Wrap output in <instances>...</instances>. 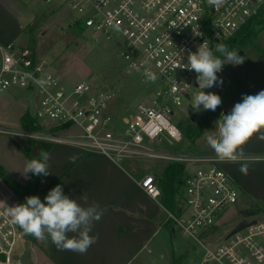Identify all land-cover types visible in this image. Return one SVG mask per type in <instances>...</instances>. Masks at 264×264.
<instances>
[{
	"label": "built area",
	"instance_id": "1",
	"mask_svg": "<svg viewBox=\"0 0 264 264\" xmlns=\"http://www.w3.org/2000/svg\"><path fill=\"white\" fill-rule=\"evenodd\" d=\"M48 3L57 0H45ZM78 15L77 26L100 33L107 41L123 40L121 58L130 74L145 84H157L150 99L141 102L134 115L115 118L108 114L113 96L82 82L71 92L61 86V78L50 65L28 49L14 44L1 47L0 95L22 91L27 95L28 113L36 128L0 134L35 142L78 146L88 154L101 155L113 163L126 159L158 158L172 163L199 162L178 186V212H168V220L183 236L192 239L203 252L202 264H264V223L257 220L228 240L211 243L209 234L239 202V192L225 163L215 155L190 157L152 147L163 139L179 142L182 133L174 123L176 109L198 88L196 73L188 70L187 56L204 42L210 48L236 38L258 18H264V0H224L220 6L208 0H65ZM195 33H201L196 35ZM218 52L214 54L217 55ZM154 73L151 81L146 73ZM226 85L230 81L225 80ZM199 90V89H198ZM222 86L205 89L223 100ZM245 161L264 157L244 155ZM0 200L12 206V190L3 182ZM0 182V183H1ZM142 192L157 201L162 196L156 177L146 174L136 181ZM26 238L0 207V264H21L16 248Z\"/></svg>",
	"mask_w": 264,
	"mask_h": 264
},
{
	"label": "rangeland",
	"instance_id": "2",
	"mask_svg": "<svg viewBox=\"0 0 264 264\" xmlns=\"http://www.w3.org/2000/svg\"><path fill=\"white\" fill-rule=\"evenodd\" d=\"M10 9L16 12L17 16L15 21L12 19L10 22L7 21L6 26L14 29V23H16L18 27H23L22 34L14 42L16 48L28 49L45 60L50 65L52 72L61 78L60 86L67 93L82 82L91 87L89 94H94L97 87L101 86V90L113 96L108 114L123 119L134 115L136 107L141 102L150 99L153 91L157 88V84H145L139 75L128 72L126 64L120 56L123 49L122 39L114 38L107 41L100 33L77 26L74 20L78 18V15L70 11L65 0L51 3L45 0H24L20 6L16 5V8L10 7ZM232 51L243 57L244 62L238 66L225 64L222 71L217 73L218 77L223 80L224 89L226 88L221 105L212 115H207L204 110L194 111L193 98L199 90L192 88L189 93L190 99L183 100V105L176 109L174 119V123L182 133V139L179 142H174L172 139L166 138L162 143H154L152 147L168 153L180 152L192 158L214 153L206 141V136L215 129L214 121L220 118L221 113L230 111L243 95L264 90V26H256L245 44L235 45ZM216 56L224 59L219 52ZM226 79L230 81L229 85H226ZM19 101L4 102L0 100V127L11 130L20 129L17 117L18 112L23 110V106L18 104ZM190 125L201 132L200 136H185L184 130ZM25 140L28 139L0 134V163L20 180L28 160L21 149L25 145ZM28 141L27 144L31 149L40 146V152H46L47 149L43 146L50 144ZM57 151H62L60 156L64 157L73 152L70 148H61ZM54 153L50 160L53 170ZM135 163L140 173H144V175L162 176L166 160L146 157L135 160ZM185 165L191 173L202 166L199 162H187ZM23 179L26 178L23 177ZM233 184L239 192V200L243 201L241 200L227 214H223L214 231L207 237L211 243L222 242L243 219L251 220L252 218H248L247 212H254V219L264 223V202L244 194L234 180ZM0 185L2 186V182ZM11 196L15 204L20 203L13 191ZM166 235H168V239ZM46 240L47 238L38 239L37 245L26 239L29 241L34 264H52L50 245ZM39 246H42L44 251L40 250ZM150 249L152 255L141 254L132 264H170L173 255L175 257L184 255L178 264H201L203 261V252H198L200 247L192 239L182 236L179 232L169 234V231L163 230L155 238ZM24 252L25 245L20 243L15 253L22 255ZM70 252L72 253L67 254V250H57L55 258H58L61 264L96 263L82 255H75L77 253L73 251ZM210 264L216 263L211 262Z\"/></svg>",
	"mask_w": 264,
	"mask_h": 264
},
{
	"label": "crops",
	"instance_id": "3",
	"mask_svg": "<svg viewBox=\"0 0 264 264\" xmlns=\"http://www.w3.org/2000/svg\"><path fill=\"white\" fill-rule=\"evenodd\" d=\"M22 1L24 0H0V60L1 47L14 44L22 34L23 30L21 29L23 27H18L16 23H14V29L6 26L7 21L10 22L11 19L15 21L17 16L16 12L12 11L10 7L16 8V5L20 6ZM19 49L25 48L20 47ZM33 54L37 59L43 60L37 53L33 52ZM0 100L4 102L8 100L17 102V100H20L18 104L23 106V110L18 112L17 109L20 128H25L21 122L23 115L28 114L32 120L28 113V101L25 92L13 90L0 95ZM261 134H264V130L255 134L248 141L243 148L244 154L264 157V140L258 138ZM28 142V140H25V145L21 149L28 148ZM35 148L32 147V154ZM61 148H70L73 152L69 156H60L62 151L57 150H61ZM53 152H55L54 170L50 165ZM48 154L50 157L48 160L49 171L51 173L47 177L57 181L69 197L75 198L83 204L81 200L83 194L87 197L88 204L97 203L105 210L102 218L94 223L90 233L98 237L96 243L85 254L75 252L77 253L75 255H82L88 258L89 261H96L95 264H132L141 254L152 255L150 246L163 230L169 231V234L178 232L173 223L168 220V212L176 213L179 211L178 186L181 180L190 173L187 168H185L184 174L178 178L173 204L171 208H167L164 205L166 195L162 189L166 168L172 162L166 161L162 176L153 174L162 192V196L157 202L147 197L138 186L136 181L141 179L144 173H140L134 159L113 163L101 155L88 154L78 146L63 143L53 144ZM211 155H215V153ZM243 163L247 165L245 172L240 170L241 163H225L222 168L238 184L244 194L264 202V159ZM0 166L4 168L8 176L19 184L23 186L28 184L29 178L23 179L24 176H21L22 179L20 180L13 176L5 165L0 163ZM46 183L47 180L44 179L41 182V188L46 186ZM166 236L168 239V235ZM57 250L50 239L52 264H61V261L55 258ZM71 253L67 251V254ZM183 256L175 257L173 255L170 264H178ZM160 257L163 258V256Z\"/></svg>",
	"mask_w": 264,
	"mask_h": 264
},
{
	"label": "clouds",
	"instance_id": "4",
	"mask_svg": "<svg viewBox=\"0 0 264 264\" xmlns=\"http://www.w3.org/2000/svg\"><path fill=\"white\" fill-rule=\"evenodd\" d=\"M223 2L224 0H208L210 5L215 6H220ZM215 52H219L224 59L216 56ZM243 62V57L229 50L224 44L210 48L204 42L195 52H189L186 68L196 73L195 82L199 86V91L193 98L194 111H215L222 103L221 97L204 90L223 85V80L217 73L222 71L225 64L238 66ZM146 75L153 82L157 79L154 73L148 72ZM214 124L215 129L209 132L206 141L216 158L226 162H243L244 146L255 134L264 130V90L243 95L230 111L221 113ZM258 138L264 140V134ZM38 157L42 159L34 158L26 162L21 175L28 178V174L32 173L46 177L51 173L49 154L40 152ZM246 168L247 165L241 163L240 170L245 172ZM81 200L83 204L66 195L63 187L57 184L48 191L43 201L39 196L32 195L26 197L25 202L12 206L0 200V207L6 209L11 223L17 225L24 234L37 239L50 237L58 250L85 254L98 239L90 233L94 223L102 218L105 210L97 203L88 204L87 197L83 194Z\"/></svg>",
	"mask_w": 264,
	"mask_h": 264
},
{
	"label": "trees",
	"instance_id": "5",
	"mask_svg": "<svg viewBox=\"0 0 264 264\" xmlns=\"http://www.w3.org/2000/svg\"><path fill=\"white\" fill-rule=\"evenodd\" d=\"M264 26V18H258L256 21L253 22V24L245 29L241 34H239L236 38H234L231 41H228L225 43V45L228 47L229 50H232L235 45H241L245 44L247 41V38L250 37V35L254 32V29L256 26ZM207 115H212L214 111L210 110H204ZM207 121V120H206ZM22 125L25 128H36L35 123L33 120H31L28 116V114L23 115L21 119ZM185 136H200L201 132L196 130V127L194 126H188L184 130ZM47 149V153L50 151L52 148V144H47L44 145ZM23 153L27 156L28 160L34 159L31 148L28 147L24 150H22ZM35 159H42V157H37ZM185 164L181 163H170L169 166L166 168L165 171V177H164V187H163V192L166 195V200L164 201V205L167 208H171L175 194H176V183L178 178L181 177L184 172H185ZM0 179L15 193L17 196V199L20 203L25 202V198L28 196L36 195L39 196L40 199L43 201L44 197L47 195L48 191L55 187L57 184H59L57 181H54L53 179H50L49 177H44V176H36L33 175L32 173H29V182L26 186H23L16 182L15 180H12L6 171L0 167ZM47 180L46 186L41 188V182L43 180ZM65 193V192H64ZM66 194V193H65ZM20 229V228H19ZM20 231L23 233V231L20 229ZM24 234V233H23ZM25 238L35 244H37L38 239L34 236L24 234ZM47 243L50 245V238H47ZM38 245V244H37ZM40 250L44 251L42 246H39Z\"/></svg>",
	"mask_w": 264,
	"mask_h": 264
},
{
	"label": "water",
	"instance_id": "6",
	"mask_svg": "<svg viewBox=\"0 0 264 264\" xmlns=\"http://www.w3.org/2000/svg\"><path fill=\"white\" fill-rule=\"evenodd\" d=\"M41 147L37 146L33 151V157L37 158L39 156ZM248 218H252L251 220L243 219L236 225V227L226 236L225 240H228L233 235L245 230L246 228L250 227L251 225H255L257 220L254 219L255 213L254 212H247ZM16 260L20 261L21 264H34L32 260V251L29 246V241L25 242V252L24 254L17 256Z\"/></svg>",
	"mask_w": 264,
	"mask_h": 264
}]
</instances>
